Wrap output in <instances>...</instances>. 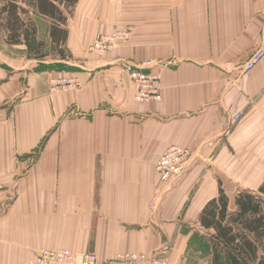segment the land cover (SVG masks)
<instances>
[{
    "label": "crops",
    "instance_id": "crops-1",
    "mask_svg": "<svg viewBox=\"0 0 264 264\" xmlns=\"http://www.w3.org/2000/svg\"><path fill=\"white\" fill-rule=\"evenodd\" d=\"M33 17L46 57L0 35V264L57 248L210 264L190 254L202 208L221 187L233 207L264 182V58L244 70L264 38V0H77L65 59L52 20ZM115 29L130 40L88 52ZM127 63L161 75L160 101H135ZM65 75L82 85L51 90ZM173 145L192 160L166 183L156 163Z\"/></svg>",
    "mask_w": 264,
    "mask_h": 264
},
{
    "label": "trees",
    "instance_id": "trees-1",
    "mask_svg": "<svg viewBox=\"0 0 264 264\" xmlns=\"http://www.w3.org/2000/svg\"><path fill=\"white\" fill-rule=\"evenodd\" d=\"M77 0H2L0 26L6 41L26 45L30 58L42 59L47 42L37 34L33 15L52 20V48L60 59L69 54L64 48L68 37L66 24ZM201 236L210 244V264H264V182L257 191L241 190L231 206L224 188L200 212Z\"/></svg>",
    "mask_w": 264,
    "mask_h": 264
},
{
    "label": "built area",
    "instance_id": "built-area-1",
    "mask_svg": "<svg viewBox=\"0 0 264 264\" xmlns=\"http://www.w3.org/2000/svg\"><path fill=\"white\" fill-rule=\"evenodd\" d=\"M132 32L130 29H115L112 32L97 36L89 46L91 54H104L110 50L121 48L130 40ZM251 53V57L244 66L245 71L251 70L264 58V38ZM148 64L127 63L125 71L133 81L136 89L134 99L137 103L146 104L162 99L161 75L147 72ZM51 90H66L79 88L82 83L78 77L61 76L51 79ZM241 110L234 111L230 118L231 125H237L243 118ZM192 157V150L186 146L173 145L168 148L156 163V170L163 182L179 179L188 167ZM153 207V206H151ZM29 264H169L167 256L162 252L157 253H115L107 260H101L94 251L77 252L66 248L42 249L29 262Z\"/></svg>",
    "mask_w": 264,
    "mask_h": 264
},
{
    "label": "rangeland",
    "instance_id": "rangeland-1",
    "mask_svg": "<svg viewBox=\"0 0 264 264\" xmlns=\"http://www.w3.org/2000/svg\"><path fill=\"white\" fill-rule=\"evenodd\" d=\"M0 1H2V0H0ZM3 33L6 35V32H5L4 28H3V26H0V35L3 34ZM6 38H7V35H6ZM40 38L44 40V38H42V37H40ZM53 65L56 66V67H62L60 65H55V64H53ZM192 154H193V152H192ZM194 250H197V251L200 252V254H197V256L199 258H201L202 260L211 259L210 258V254H209L210 253V244L208 243L207 239H205L203 237L202 238L201 237H197V239L193 243V247L191 249V253L190 254H192Z\"/></svg>",
    "mask_w": 264,
    "mask_h": 264
}]
</instances>
